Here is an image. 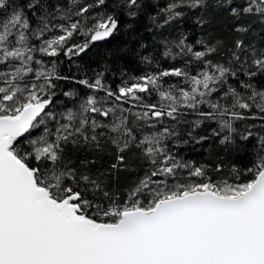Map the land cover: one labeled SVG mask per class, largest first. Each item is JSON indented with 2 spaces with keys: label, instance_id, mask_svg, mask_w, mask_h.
Here are the masks:
<instances>
[{
  "label": "snow or ice",
  "instance_id": "obj_1",
  "mask_svg": "<svg viewBox=\"0 0 264 264\" xmlns=\"http://www.w3.org/2000/svg\"><path fill=\"white\" fill-rule=\"evenodd\" d=\"M209 7L235 21L230 47L197 50L181 33L162 56L174 47L190 56L183 66L142 55L155 69L115 86L122 49L78 64L140 20L163 28ZM257 25L264 0H0V264H264V44L247 42ZM188 144L251 158L216 179L181 155ZM92 152L114 162L72 159ZM137 167L120 193L111 181Z\"/></svg>",
  "mask_w": 264,
  "mask_h": 264
},
{
  "label": "trees",
  "instance_id": "obj_2",
  "mask_svg": "<svg viewBox=\"0 0 264 264\" xmlns=\"http://www.w3.org/2000/svg\"><path fill=\"white\" fill-rule=\"evenodd\" d=\"M115 2V0H108L109 7ZM168 0H152V3H156L159 6H163ZM235 3H240L241 0H234ZM149 12L153 9L151 4L149 5ZM158 10V9H157ZM202 16L204 23L198 24L196 17ZM124 23H128L127 19L121 18ZM235 21L229 17L227 13H223L220 10L209 7L206 12H190L188 13L178 24L171 26H165L163 28L153 27L147 20V18L140 20L136 24L134 32L122 30L117 33L113 38L107 42H100L95 45L87 56L78 61V64L90 65L92 68L98 67L100 61L109 52L110 49L119 48L122 49V55L113 59V72L108 75V81L115 86L121 79H127L132 75H140L145 71L154 70L155 63L149 68L142 60L143 56H155L162 67L171 66H183V61L190 59V56L177 55L178 49L171 48V56L164 58L162 53L166 50L162 45L164 40H174L181 33L185 34L188 39V43L192 44L197 50H201V45L197 41L215 42L216 40H222L226 46H231L237 37V33L234 32L232 25ZM247 42L253 44H264V31L261 30V26L257 25L252 32L247 36ZM227 53V48L221 49L220 55H214L209 57L210 59L221 60ZM63 60L64 57H61ZM71 67L72 73L80 75V70L77 64L69 66L68 64L62 65L61 70L68 72ZM170 82H175L177 78H166ZM67 87V85H65ZM87 155L88 159H96L95 168L100 171L107 169L112 162H114L111 155H103L102 153H77L74 154L72 159L79 160ZM181 155L187 160L194 162L195 164H206L210 166V174L214 178L219 179L221 177H227L233 165L243 169L249 164L250 155L238 152H224L220 149L209 147L207 144L195 145L188 144L183 146ZM217 164L223 165L222 173H216L214 168ZM145 169L137 167L135 171H122L119 173V182L111 181L114 187L123 193L124 190L135 182L140 176L143 175Z\"/></svg>",
  "mask_w": 264,
  "mask_h": 264
}]
</instances>
